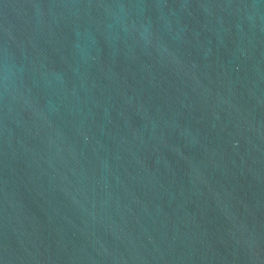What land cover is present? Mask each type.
I'll return each mask as SVG.
<instances>
[{
	"label": "water",
	"instance_id": "obj_1",
	"mask_svg": "<svg viewBox=\"0 0 264 264\" xmlns=\"http://www.w3.org/2000/svg\"><path fill=\"white\" fill-rule=\"evenodd\" d=\"M0 264H264V0H0Z\"/></svg>",
	"mask_w": 264,
	"mask_h": 264
}]
</instances>
